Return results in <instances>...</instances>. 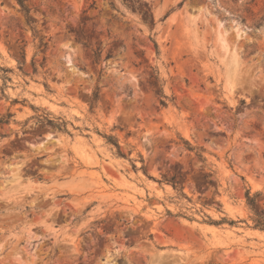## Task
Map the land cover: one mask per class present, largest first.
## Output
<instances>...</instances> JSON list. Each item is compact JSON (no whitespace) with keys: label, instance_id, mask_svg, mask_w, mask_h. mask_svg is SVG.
I'll list each match as a JSON object with an SVG mask.
<instances>
[{"label":"rangeland","instance_id":"374dc122","mask_svg":"<svg viewBox=\"0 0 264 264\" xmlns=\"http://www.w3.org/2000/svg\"><path fill=\"white\" fill-rule=\"evenodd\" d=\"M26 4L35 37L0 0V264H264V0Z\"/></svg>","mask_w":264,"mask_h":264},{"label":"trees","instance_id":"16d2710c","mask_svg":"<svg viewBox=\"0 0 264 264\" xmlns=\"http://www.w3.org/2000/svg\"><path fill=\"white\" fill-rule=\"evenodd\" d=\"M18 6H19V10L20 12L23 14L24 17V21L26 23V25L31 29L33 36L35 37L37 35V30L34 27V21L32 20L31 16H30V9L27 6L26 2L27 0H16ZM92 57H93V61L96 65H99L101 63V56H100V50L97 49L96 51H92ZM101 71H98V75H101ZM99 79V77H98ZM160 80L158 77V73L156 70H152V72L148 75V85L150 88L152 89H156L158 97L160 98L159 102L162 106H166L165 101L163 100L165 98V96L163 95V91L160 85ZM100 99V90L99 87L96 85L94 87V89L92 90L89 98H88V103H89V110L90 112H92L94 110V108L96 107L98 101ZM107 142H110V139H107ZM113 146L116 148V154L118 156H122L120 151H119V145L116 141H113ZM202 149H198L196 156L199 159H203L202 155H201ZM167 183L171 184V186L173 187V189L180 191L181 188L178 187L177 183L174 181H170L167 179H164ZM259 196V193H255L254 195L250 196V192L247 190L245 197H246V204L249 207V209L251 210V221H252V228L253 229H257L260 231H264V215H263V211L259 210L257 208V201L256 198Z\"/></svg>","mask_w":264,"mask_h":264}]
</instances>
